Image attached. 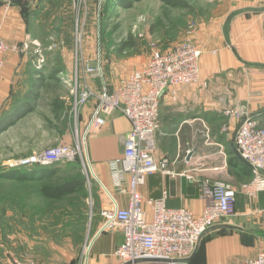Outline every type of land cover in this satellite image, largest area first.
Here are the masks:
<instances>
[{
    "label": "crops",
    "instance_id": "0c3cea01",
    "mask_svg": "<svg viewBox=\"0 0 264 264\" xmlns=\"http://www.w3.org/2000/svg\"><path fill=\"white\" fill-rule=\"evenodd\" d=\"M47 1L16 0L5 9L0 0V38L16 47L5 54L0 73V116L31 105L38 78L50 76L49 69L39 71L35 64V50L41 51L38 46L50 47L48 42L39 44L43 29L48 35L49 15H39L37 6ZM215 9L192 35L202 51L199 82L173 86L160 100L153 153L156 160L167 158V167L148 175L139 186L146 209L166 191L168 207L187 208L195 214L204 206L205 182L236 190L234 214L205 232L191 264L232 263L264 251V187L254 195L242 188L252 178L251 167L234 144L238 120L223 113L227 107L242 105L264 125V0H220ZM51 45L62 60L73 58L71 39ZM97 55L98 51L86 59ZM96 81H101L102 88V80ZM117 83L113 81L112 87ZM94 107L92 99L78 115L91 168L94 216L85 264H116L111 253L121 243L122 233L118 228L102 231L99 211L113 205L108 193L112 188L108 162L121 156L130 124L121 112L114 111L105 116L102 126L87 130ZM116 202L126 206L127 197L118 194Z\"/></svg>",
    "mask_w": 264,
    "mask_h": 264
},
{
    "label": "rangeland",
    "instance_id": "374dc122",
    "mask_svg": "<svg viewBox=\"0 0 264 264\" xmlns=\"http://www.w3.org/2000/svg\"><path fill=\"white\" fill-rule=\"evenodd\" d=\"M182 1L188 6L172 7L161 0H77V5L73 0H49L44 13V6L38 2V14L49 15L48 35L43 29L39 44L48 42L50 49L38 46L44 58L37 70L49 69L50 76L38 78L31 109L23 116L19 117L23 107L12 115L11 109L0 116V264L12 259L85 264L93 240L94 216L92 183L86 181L81 159L57 164L51 177L26 180L9 177L7 172L14 167L7 165L54 145L81 140L78 115L94 97L75 107L77 96L88 82L72 92L65 79L73 70H77L79 79L82 77L86 57L98 51L96 58L103 59L101 80L110 90L113 81L119 82L140 69L152 49L164 51L188 38L193 41L201 20H208L220 2ZM69 39L73 42V58L62 60L51 44ZM99 82L88 84L97 92L101 90ZM86 159L83 150L87 164ZM70 180H81L82 189L60 198L42 194L43 187Z\"/></svg>",
    "mask_w": 264,
    "mask_h": 264
},
{
    "label": "built area",
    "instance_id": "2783aa9c",
    "mask_svg": "<svg viewBox=\"0 0 264 264\" xmlns=\"http://www.w3.org/2000/svg\"><path fill=\"white\" fill-rule=\"evenodd\" d=\"M16 0H3L7 9ZM77 0H73L76 4ZM77 5V4H76ZM78 22V20H77ZM16 50L0 38V73L5 54ZM36 67L43 55L35 50ZM201 49L190 39L161 51L152 49L147 62L110 90L105 83L94 92L88 83L103 77V59H87L83 63L82 77L77 70L67 76L65 82L71 91L87 83L77 96L75 107H82L90 97L95 107L90 115L87 130L104 124L105 116L114 111L121 112L129 121L130 129L123 136L121 156L108 162L112 188L108 191L113 205L102 207V231L120 229L122 241L112 251L116 264H191V258L205 232L234 214L236 190L221 184H203L204 206L199 214L187 208H171L166 204L167 193L143 206L139 186L145 178L155 172H164L168 159L156 160L154 156V134L158 127L159 105L164 92L177 85L195 84L200 80ZM223 113L238 120L234 133V144L239 156L247 162L252 178L242 185L250 195L264 187V125L247 112L244 106L227 107ZM85 138L73 143L57 144L41 150L7 166H49L65 161L81 159L86 181L92 179L90 164L83 160ZM193 180L191 175L181 173ZM127 197L126 206H119L116 195ZM3 264H40L35 261L12 259ZM264 264V251L255 257L232 263Z\"/></svg>",
    "mask_w": 264,
    "mask_h": 264
},
{
    "label": "trees",
    "instance_id": "16d2710c",
    "mask_svg": "<svg viewBox=\"0 0 264 264\" xmlns=\"http://www.w3.org/2000/svg\"><path fill=\"white\" fill-rule=\"evenodd\" d=\"M163 1L165 4L172 6V7H187L188 4L185 1L182 0H161ZM22 112H20V116H23L24 113H26L30 108V105L27 104L25 105V108H22ZM76 160V159H75ZM74 160V161H75ZM76 163V161H75ZM56 164H52L49 166H40V165H32L30 166L31 168H29L30 170L28 171H22L21 170H17V168H13L14 170H10L11 172H7V175L9 177L15 178V179H19V180H26V179H33L35 177H51L55 171H56ZM21 168V167H20ZM32 169V170H31ZM40 169V170H38ZM37 174V175H35ZM83 187V183L81 180H70L62 185L56 186V187H48L45 186L41 189L42 194L46 197H50V198H60L66 194H70L73 193L75 191H78L80 189H82Z\"/></svg>",
    "mask_w": 264,
    "mask_h": 264
},
{
    "label": "bare ground",
    "instance_id": "6f19581e",
    "mask_svg": "<svg viewBox=\"0 0 264 264\" xmlns=\"http://www.w3.org/2000/svg\"><path fill=\"white\" fill-rule=\"evenodd\" d=\"M19 167H22V166H15L14 168H19Z\"/></svg>",
    "mask_w": 264,
    "mask_h": 264
},
{
    "label": "water",
    "instance_id": "95a60500",
    "mask_svg": "<svg viewBox=\"0 0 264 264\" xmlns=\"http://www.w3.org/2000/svg\"><path fill=\"white\" fill-rule=\"evenodd\" d=\"M247 163V162H246Z\"/></svg>",
    "mask_w": 264,
    "mask_h": 264
}]
</instances>
